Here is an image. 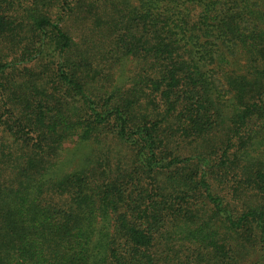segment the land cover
Returning <instances> with one entry per match:
<instances>
[{"label":"trees","instance_id":"obj_1","mask_svg":"<svg viewBox=\"0 0 264 264\" xmlns=\"http://www.w3.org/2000/svg\"><path fill=\"white\" fill-rule=\"evenodd\" d=\"M0 264H264V0H0Z\"/></svg>","mask_w":264,"mask_h":264}]
</instances>
